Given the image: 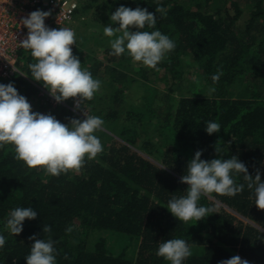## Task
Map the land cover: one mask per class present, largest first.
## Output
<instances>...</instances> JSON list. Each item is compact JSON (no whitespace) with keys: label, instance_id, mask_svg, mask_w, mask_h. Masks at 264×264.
I'll use <instances>...</instances> for the list:
<instances>
[{"label":"trees","instance_id":"obj_1","mask_svg":"<svg viewBox=\"0 0 264 264\" xmlns=\"http://www.w3.org/2000/svg\"><path fill=\"white\" fill-rule=\"evenodd\" d=\"M82 2L75 19L102 13L103 19H99L104 27L112 25L110 15L120 6L147 8L156 15L155 29L145 30L158 29L176 45L157 66L169 84L170 103L175 85L183 76V58L190 54L198 63V75L215 91L204 97L183 96L176 107L171 104L161 114L154 104L157 89L147 83L149 92L139 102L132 100L122 122L120 104L129 75L120 66L131 58L127 54L110 55L109 48V62L95 58L89 62L85 50L75 48L73 54L94 79H99L101 70L109 74L110 105L99 107L84 101L82 106L105 122L103 130L95 135L111 138L113 143L94 160L85 158L79 174L70 171L59 177L42 169L30 170L15 159L11 145L0 149V235L6 239L0 248V264H27L32 236L54 240L57 264H170L156 253L159 244L171 238L184 239L191 248L192 255L183 264H219L235 255L249 264H264V210L256 207L254 189L247 188L243 174L234 177L237 184H245L242 193L234 197L213 193L201 198L199 204L212 207L214 213L199 222L179 221L166 208L173 196L187 194L188 185L179 181L198 150H203L201 159L207 161L236 156L253 178L259 170L264 181V84L256 81L240 86L236 93L237 83L246 75L257 80L264 73V0L256 1L245 28L238 24L241 10L237 3V12L231 15L229 11L222 14L202 10L204 5L200 3L191 8L188 0H102L97 5L89 0ZM158 5L165 13L155 12ZM84 43L77 34L76 47ZM34 62L30 50H22L21 72L0 82L13 83L29 103L43 86L31 78L28 65ZM218 70L223 74L214 82L212 76ZM139 73L147 75L145 66ZM116 83L123 87H116ZM103 97H96V101ZM73 103L72 98L67 104L58 103L54 110L47 108L48 114L65 124L71 118L85 119ZM154 120L162 144L145 137ZM208 121L219 123L221 130L207 134ZM141 138L145 141L139 145ZM217 141L222 148L220 155L214 148ZM17 207H31L38 216L26 219L23 231L13 235L6 222ZM44 225L51 226L52 231L44 233ZM69 227L71 233L66 232ZM79 228L95 236L88 240Z\"/></svg>","mask_w":264,"mask_h":264},{"label":"clouds","instance_id":"obj_2","mask_svg":"<svg viewBox=\"0 0 264 264\" xmlns=\"http://www.w3.org/2000/svg\"><path fill=\"white\" fill-rule=\"evenodd\" d=\"M156 13H165L163 6L155 8ZM50 11L35 10L21 20L27 29V35L19 43L30 50L34 63L28 65L31 78L42 82L57 103L72 98L75 109L80 110L81 103L91 101L101 89V81L94 79L91 72L82 68L80 59L73 54L76 45V33L68 27L50 28L45 20ZM112 25L105 26L103 31L110 39L112 51L110 55L127 54L134 63L139 62L147 68L159 72L157 67L176 45L167 35L155 29L157 17L147 8L120 6L110 15ZM132 29H136L132 31ZM223 73L218 70L212 76L218 82ZM210 88L209 92H214ZM85 119L71 118L65 124L52 114H41L32 110L27 98L18 93L13 83H0V149L6 145L14 148L15 159L24 162L30 169H42L47 174L59 177L70 171L79 174L85 166L86 159L94 160L103 152V145L96 132L103 130L104 120L99 116L86 115ZM221 126L217 122H206L205 131L212 135L218 133ZM215 152L220 155V144L214 145ZM203 150L195 152L187 163L186 172L180 183L188 185L185 196H173L167 204L168 211L174 218L184 223L199 222L214 213L212 207L199 204L202 197L215 193L220 196L234 197L244 191L245 184H237L235 176L243 174L247 188L254 189L255 205L264 210V181L260 171L253 178L248 168L238 157L229 159L202 160ZM164 169V168H163ZM37 211L31 207H17L7 219L6 228L13 235L23 231V223L34 220ZM51 226L44 225L43 232L50 233ZM71 233L72 228L66 229ZM34 243L27 264H57L54 240L29 237ZM6 239L0 235V248ZM157 256L170 264H183L192 255L186 240L171 238L159 244ZM219 264H249V261L235 255L221 260Z\"/></svg>","mask_w":264,"mask_h":264},{"label":"rangeland","instance_id":"obj_3","mask_svg":"<svg viewBox=\"0 0 264 264\" xmlns=\"http://www.w3.org/2000/svg\"><path fill=\"white\" fill-rule=\"evenodd\" d=\"M86 2L87 0H79V2ZM93 3V5H97L99 2H102V0H89ZM190 1V7L196 8L197 5L203 4L202 10H208L216 12V13H226V11H229L231 15H235L237 12L234 3H237L241 10V16L238 20V24L245 28L246 24L249 22L253 11L256 9L255 3L257 0H188ZM82 2V4H83ZM94 13H95V9ZM99 18L103 19L102 13L98 15L97 17H88L86 15H83L82 17L79 16L78 19H75V24L77 26V32L76 35H79L80 39L85 40L84 44H79L77 47L76 45L72 46V51H75V48H81L82 51L85 50L84 54L86 53L88 55V61H93L92 58H95L99 60L100 62H109L110 55L107 54V49L111 48L110 46V39H114V37H106L104 33H102L104 29L103 20H100ZM76 28V27H75ZM264 34V31L263 33ZM94 59V60H95ZM98 62V61H96ZM94 63V62H93ZM142 64L139 62L134 63L132 59H126L123 66L120 67L123 68L124 71L128 72L129 78L128 81H124L128 83L127 87L124 88V99L123 103L120 104L121 107V113L119 115V120L123 122V118L127 115V108L132 104V100L136 102H139L140 99H142V96L147 94L149 92V87L146 85L149 83L151 88H156L157 97L154 99L155 107L160 111L161 114H165L166 111L169 109L170 105L173 104L175 107L178 103V100L183 96H209L211 93L209 92V86L206 83V80L202 78L200 75H198L199 66L196 60L193 58L192 54L184 56L183 58V76L181 78V81L179 84L175 85V91L172 93V102L170 103V98L168 97V87L169 84L167 81L162 77L164 74V71L160 70L159 72L154 71L151 68H147V75L144 76L140 74V68H142ZM99 80L101 81V89L95 94L94 98L90 101L91 104H97L99 107H108L110 105V96L108 94L112 90L109 80V74L104 71H100L99 73ZM103 75V76H101ZM103 77V78H102ZM102 78V79H101ZM261 78V79H260ZM259 79H253L252 76L246 75L245 78L237 83L236 93H239V87L243 88L244 86H247L248 84H256V81L258 84H264V73L262 77ZM96 79V78H95ZM98 79V78H97ZM116 87L122 88V83H116ZM45 88V87H44ZM45 91L48 92L46 94L43 93V91L39 90V93L34 96L31 99L30 104L32 105V110L35 112H39L41 114H48V109L54 110L55 107L58 106L57 102H55V99L53 96L49 93V91L45 88ZM103 97V100L96 101V97ZM237 96V95H234ZM105 99V100H104ZM63 103L67 104V101H63ZM116 104V102H114ZM50 106V107H49ZM84 107V106H83ZM83 116L84 113L86 115H91L92 113L90 110H88L87 107H84L83 110H78ZM89 111V112H88ZM164 116V115H163ZM85 117V116H84ZM156 121L154 120L152 125H148L146 127L150 129L148 133L146 134V138L153 139V143L162 144L163 141L161 140V137L158 135V125H156ZM104 127V126H103ZM142 128L141 130H143ZM140 130V131H141ZM144 133V131H143ZM99 139L102 142L103 150H108L113 143L111 138L104 137L103 135H97ZM143 136V137H144ZM144 138L140 139L139 145H142L144 142ZM155 145V144H154ZM141 151V149L139 148ZM155 158H157V154H155ZM154 159V158H153ZM158 159V158H157ZM82 234H84L88 240H92V238L95 236L93 233L90 232H82V229H78Z\"/></svg>","mask_w":264,"mask_h":264},{"label":"built area","instance_id":"obj_4","mask_svg":"<svg viewBox=\"0 0 264 264\" xmlns=\"http://www.w3.org/2000/svg\"><path fill=\"white\" fill-rule=\"evenodd\" d=\"M79 7V0H0V82L21 72L20 52L25 49L19 42L27 35V29L21 22L23 18L35 10L50 11L46 25L57 29L68 27L76 33L75 16ZM40 91L48 93L44 86H40ZM82 104L80 110L84 108ZM74 105L75 101L73 108Z\"/></svg>","mask_w":264,"mask_h":264}]
</instances>
